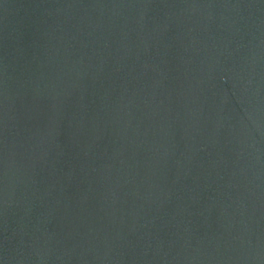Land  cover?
I'll list each match as a JSON object with an SVG mask.
<instances>
[{
  "label": "water",
  "instance_id": "1",
  "mask_svg": "<svg viewBox=\"0 0 264 264\" xmlns=\"http://www.w3.org/2000/svg\"><path fill=\"white\" fill-rule=\"evenodd\" d=\"M0 264H264V0H0Z\"/></svg>",
  "mask_w": 264,
  "mask_h": 264
}]
</instances>
